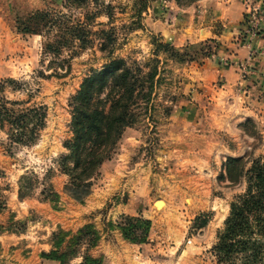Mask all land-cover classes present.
<instances>
[{"label": "rangeland", "instance_id": "rangeland-1", "mask_svg": "<svg viewBox=\"0 0 264 264\" xmlns=\"http://www.w3.org/2000/svg\"><path fill=\"white\" fill-rule=\"evenodd\" d=\"M100 1L111 5V15L99 13L89 29H113L112 57L157 69L137 120L99 167L91 193L76 201L58 164L72 136L70 98L109 58L95 39L75 55L65 49L56 62L67 60L51 64L43 45L59 27L41 34L21 27L36 10L63 14L68 24L83 21L93 4L0 0V80L20 82L5 95L47 109L30 146H9L0 129V264H88L85 256L133 264L127 244L142 255L132 260L146 264H217L211 248L247 185L241 176L231 181L225 164L242 157L246 169L264 158V0H221L222 9L241 7L231 24L207 17L201 0ZM157 44L188 56L181 61ZM125 217L150 221L145 242L124 237Z\"/></svg>", "mask_w": 264, "mask_h": 264}, {"label": "trees", "instance_id": "trees-1", "mask_svg": "<svg viewBox=\"0 0 264 264\" xmlns=\"http://www.w3.org/2000/svg\"><path fill=\"white\" fill-rule=\"evenodd\" d=\"M191 1L194 0H186V3ZM70 2L81 8L93 4L94 10L85 12L83 21L78 18L72 24H68L67 19L62 20L66 17L63 14L54 16L36 10L22 23L21 31L41 34L47 29L51 33L55 25L59 27L43 45L44 54L52 56L51 64L60 65L67 60L56 62L65 49L72 56L91 46L95 39L99 40V50L109 58L100 69L83 79L69 103L72 136L65 142L67 153L59 157L58 164L69 179L65 191L74 200L82 201L91 193L93 178L101 164L111 158L124 129L137 120L136 108L142 101L149 100L157 68L150 63L141 65L133 61L128 64L112 57L113 29L93 32L89 29L99 13L110 17V4L100 0ZM157 46L181 61L188 56L166 44ZM19 84L10 77L0 80V129L6 133L9 146H30L38 140L46 125L47 109L45 105H26V101L9 99L5 95L6 87L17 89ZM243 162L242 157H237L229 158L225 164L231 181L241 176L247 185L245 192L230 203L229 213L211 248L217 264H264V158L251 160L246 169ZM203 223L204 220L201 226ZM149 229L148 219L125 217L121 232L131 242L142 243L147 240ZM84 260L88 264H99L98 259L89 256Z\"/></svg>", "mask_w": 264, "mask_h": 264}, {"label": "crops", "instance_id": "crops-1", "mask_svg": "<svg viewBox=\"0 0 264 264\" xmlns=\"http://www.w3.org/2000/svg\"><path fill=\"white\" fill-rule=\"evenodd\" d=\"M224 1L225 0H223V2ZM227 1L228 0H226V2ZM221 2H222L221 0H201V3L205 4V6H207V10H205V11L209 12L208 15H207V17L209 16V17H211V19H215V17H216L217 20H215V21L220 20V22H222L223 24H231V23L235 22V20L238 18V14L240 13V8H241L240 5H238V3H236L235 5L228 4L227 8H223L222 9V8H220V6H218V5H221L222 6V3ZM227 3H229V2H227ZM219 8H220V10H219ZM204 30H205L204 31L205 33L210 32L206 28ZM210 35H212L211 32H210ZM210 35L208 37H212ZM121 244L123 246L126 245L124 242H122V240H121ZM127 248H128L127 249L128 250L127 251V261H132L133 264H146L147 263L146 262V259H143V261H141L139 259L132 260L133 257L140 258V257H142V255L140 253L139 254L138 253H135V249L130 248L128 246V244H127ZM137 252H139V251H137ZM108 255L110 257L116 256V254L110 253V252H109ZM125 256H126V253H125ZM127 264H128V262H127Z\"/></svg>", "mask_w": 264, "mask_h": 264}, {"label": "bare ground", "instance_id": "bare-ground-1", "mask_svg": "<svg viewBox=\"0 0 264 264\" xmlns=\"http://www.w3.org/2000/svg\"><path fill=\"white\" fill-rule=\"evenodd\" d=\"M162 202H163L162 200L158 201L159 204H162ZM162 205H164V203Z\"/></svg>", "mask_w": 264, "mask_h": 264}, {"label": "water", "instance_id": "water-1", "mask_svg": "<svg viewBox=\"0 0 264 264\" xmlns=\"http://www.w3.org/2000/svg\"><path fill=\"white\" fill-rule=\"evenodd\" d=\"M161 199L156 200V202L160 201Z\"/></svg>", "mask_w": 264, "mask_h": 264}]
</instances>
